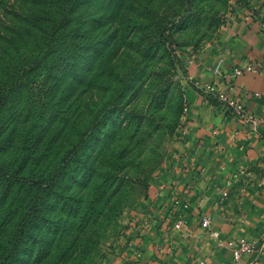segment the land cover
<instances>
[{
    "label": "rangeland",
    "instance_id": "obj_1",
    "mask_svg": "<svg viewBox=\"0 0 264 264\" xmlns=\"http://www.w3.org/2000/svg\"><path fill=\"white\" fill-rule=\"evenodd\" d=\"M250 3L0 0V125L10 152L29 147L49 166L70 147L81 121L95 118L98 127L86 158L91 175L57 188L58 230L44 239L49 251L37 264H120L130 255L134 217L183 158L189 60L213 51L222 32L252 12ZM79 9L86 23L104 16L89 33L118 38V48L90 51L86 77L72 80L61 97L71 80L60 57Z\"/></svg>",
    "mask_w": 264,
    "mask_h": 264
},
{
    "label": "crops",
    "instance_id": "obj_2",
    "mask_svg": "<svg viewBox=\"0 0 264 264\" xmlns=\"http://www.w3.org/2000/svg\"><path fill=\"white\" fill-rule=\"evenodd\" d=\"M250 6L213 51L189 60L193 84L183 158L134 217L133 249L120 264H236L229 243L243 238L254 249L240 264H264V0ZM249 63L258 71L235 73ZM217 90L242 102L253 120L228 107ZM206 213L210 227L202 224Z\"/></svg>",
    "mask_w": 264,
    "mask_h": 264
},
{
    "label": "trees",
    "instance_id": "obj_3",
    "mask_svg": "<svg viewBox=\"0 0 264 264\" xmlns=\"http://www.w3.org/2000/svg\"><path fill=\"white\" fill-rule=\"evenodd\" d=\"M82 12L77 14L75 26H72L71 43L63 45L70 48L68 51L63 48L60 57V70L67 81L71 80L63 87L61 97L69 94L72 80L86 77L92 65V51L104 54V47L107 52L118 48V38L110 41L109 35L102 34L94 39L89 33V27L103 22L105 17H91L86 25L87 13L82 15ZM100 62L98 72L102 73L105 63ZM94 119L80 122L70 147L58 162L49 166L42 164L40 153L29 147L24 152L22 149L23 153L10 152L4 132L6 127L0 125V264H37L49 251L44 249V239L49 234L54 236L58 230L57 188L62 182L69 184L74 180L78 183L91 175L86 158L90 141L98 134Z\"/></svg>",
    "mask_w": 264,
    "mask_h": 264
},
{
    "label": "built area",
    "instance_id": "obj_4",
    "mask_svg": "<svg viewBox=\"0 0 264 264\" xmlns=\"http://www.w3.org/2000/svg\"><path fill=\"white\" fill-rule=\"evenodd\" d=\"M245 70H249V71H255L257 72L258 69L255 67V65H253L252 63H249L246 67L242 68V67H236L235 68V73L237 75H242ZM209 87V92L210 90H213V87L211 85L208 86ZM218 98L223 101L228 107H234V111L243 116L247 121H251L253 120V116L246 111L245 109V105L240 102V101H234L232 99L229 98V96L227 94H225L222 90H217L216 92ZM225 195H227V192H225ZM174 203L177 205H184L182 203V201H180L179 199H173ZM181 223V221H180ZM180 223H178V225H180ZM212 223V217L210 214L206 213L204 215H202V224L205 227H210ZM211 235L213 238H220V231L219 230H211ZM232 246V250H233V255H234V260L236 264H240L241 263V258L243 257V255L245 254H250L252 253L253 249H254V244L252 242H250L249 240L243 238L240 239L239 242L237 244H233V242L229 243ZM200 264H206V261L202 260L200 262Z\"/></svg>",
    "mask_w": 264,
    "mask_h": 264
}]
</instances>
